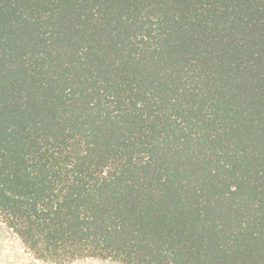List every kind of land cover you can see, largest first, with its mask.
Masks as SVG:
<instances>
[{"label": "trees", "instance_id": "1", "mask_svg": "<svg viewBox=\"0 0 264 264\" xmlns=\"http://www.w3.org/2000/svg\"><path fill=\"white\" fill-rule=\"evenodd\" d=\"M0 222L54 264H264V0H0Z\"/></svg>", "mask_w": 264, "mask_h": 264}, {"label": "rangeland", "instance_id": "2", "mask_svg": "<svg viewBox=\"0 0 264 264\" xmlns=\"http://www.w3.org/2000/svg\"><path fill=\"white\" fill-rule=\"evenodd\" d=\"M0 264H54L36 259L19 237L0 222ZM70 264H122L113 260L88 258Z\"/></svg>", "mask_w": 264, "mask_h": 264}]
</instances>
